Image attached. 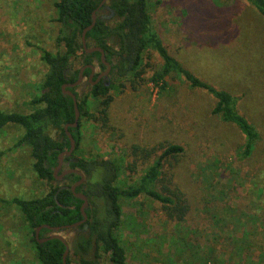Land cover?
Returning <instances> with one entry per match:
<instances>
[{
  "label": "rangeland",
  "instance_id": "obj_1",
  "mask_svg": "<svg viewBox=\"0 0 264 264\" xmlns=\"http://www.w3.org/2000/svg\"><path fill=\"white\" fill-rule=\"evenodd\" d=\"M205 1L148 0L151 30L186 68L236 94L239 111L257 127L260 139L245 156V135L212 112L210 94L190 87L180 73L165 83L153 80L163 59L153 44L148 46L142 74L111 92L107 118L99 112L100 102L91 100L78 151L91 159L112 158L122 189L137 185L165 146L185 149L162 159L157 182L160 192L184 193L189 210L183 219L171 218L163 203L147 194L120 197L118 236L126 264H264V18L246 0H215L237 12L226 41L216 44L199 35L192 20L191 9ZM54 2L0 0V110L32 109L37 84L48 70L41 48H60ZM23 133L15 124L0 131V198H37L49 190L34 170L30 148L13 149ZM50 133L60 138L57 129ZM61 233L70 241L75 237L73 229ZM71 261L81 264L74 254ZM99 261L114 264L108 254ZM0 264H42L24 215L2 202Z\"/></svg>",
  "mask_w": 264,
  "mask_h": 264
},
{
  "label": "trees",
  "instance_id": "obj_2",
  "mask_svg": "<svg viewBox=\"0 0 264 264\" xmlns=\"http://www.w3.org/2000/svg\"><path fill=\"white\" fill-rule=\"evenodd\" d=\"M102 1L55 0L56 21L60 24L57 44L60 48L55 52L41 48V58L48 70L37 84V91L31 99L32 109L30 112L0 110V131L11 124L20 125L24 129L13 149L19 146L30 148L34 170L49 186L47 193L41 197L0 198V202L6 206L16 205L34 234L42 225L61 226L82 220L84 216L81 206L84 200L72 190V186L81 180V175L72 172L57 179L54 170L59 163L60 153L68 150L71 145L65 125L75 122L76 117L73 97L64 93L63 85L77 81L81 69L87 66L84 70L85 82L77 87L65 88L77 95L81 115L77 127L69 126L76 140V149L72 155L65 156L58 174L66 169L80 170L86 179L76 187V192L84 193L89 200L85 208L87 221L69 228L75 231L73 241L65 236L70 244L68 264H72V254L79 257L81 264H101L99 258L103 254H108L114 264H126V248L118 236L123 217L120 203L122 196L136 198L147 194L156 198L163 203L171 218L183 219L189 210L181 190L165 193L157 189L162 159L180 155L185 150L182 145L165 146L162 157L146 170L140 182L122 189L116 184L118 166L112 158L91 159L78 154L82 141V120L90 115L91 100L100 102L99 112L107 118L113 100L111 92L119 91L123 80L142 74L143 54L148 46L153 44L163 59L162 68L153 75V80L165 83L167 76L180 73L190 87L210 94L215 102L212 112L224 122L236 125L245 135V156L252 153L260 139L257 127L239 111V97L236 94L204 81L186 68L169 52L162 39L152 32L148 0H107L100 6ZM246 1L264 18V0ZM95 10L97 22L87 33V46L102 47L112 69L98 83L93 84L92 81L107 69L101 59V52H87L82 42V32L92 23ZM191 10L199 35L216 44L226 41L225 34L230 32L232 17L237 14L235 10L225 8L215 0H206L202 7L196 6ZM90 64L96 66L92 81ZM80 87L85 89L80 91ZM51 129H57L60 138L53 137ZM53 232L50 227L43 226L40 237H48ZM35 248L42 264H65L63 257L67 247L60 239L40 242L35 236Z\"/></svg>",
  "mask_w": 264,
  "mask_h": 264
},
{
  "label": "water",
  "instance_id": "obj_3",
  "mask_svg": "<svg viewBox=\"0 0 264 264\" xmlns=\"http://www.w3.org/2000/svg\"><path fill=\"white\" fill-rule=\"evenodd\" d=\"M107 0H103L101 5L102 6L104 3H106ZM98 10V9H97ZM97 10H95L93 12V19H92V23L90 25H88L82 32V42H83V45L86 49L87 52H94V51H100L101 52V59L102 61L107 65V69L103 72H101L97 79L95 81H92V78L94 77L95 73H96V66L95 65H88L91 69H92V73H91V76H90V80L92 81L93 84H96L98 83L104 76L108 75L110 72H111V69H112V65L111 63L106 59V54H105V51L102 47H99V46H94V47H88L87 46V33L89 30H91L96 22H97ZM87 66H84L81 71H80V75H79V78L77 81L75 82H71V83H66L63 85V91L65 94H69L70 96L73 97V101H74V107H75V111H76V117H75V122L73 123H68L65 125V130H66V133L71 141V145H70V148L68 150H65L63 152L60 153V156H59V163L58 165L56 166L55 170H54V174L56 176L57 179H61L63 178L65 175L69 174V173H72V172H75V173H78L81 175V180H79L78 182H76L73 186H72V190L75 192V195L77 197H80L84 200V203L82 204L81 206V210H82V213H83V219L80 220V221H77L75 223H71V224H65V225H61V226H50V225H42V226H39L37 229H36V233H35V236L36 238L40 241V242H44V241H47L49 239H54V238H57V239H60L62 242L65 243L66 245V250H65V253H64V257H63V260H64V263L65 264H68V261H67V256L69 254V251H70V244L67 240V238L61 233L62 230L64 229H69V228H75L83 223H85L88 219V214L86 213L85 211V208L89 205V200H88V197L84 194V193H78L76 192V187L81 184L82 182L85 181L86 177L85 175L78 169H66L64 170L61 174H58L59 170L63 167V164H64V158L66 155H72L73 152L75 151L76 149V140L72 134V132L69 130V126H72V127H77L79 125V120H80V115H81V112H80V109H79V105H78V99H77V95L70 89H65L66 87H77L79 85L82 84V82L85 80V75H84V70ZM43 226H47V227H50L52 230H54V232L49 235L48 237H43L41 238L40 237V230Z\"/></svg>",
  "mask_w": 264,
  "mask_h": 264
}]
</instances>
